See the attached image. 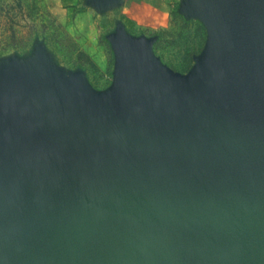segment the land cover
<instances>
[{"label": "rangeland", "instance_id": "rangeland-1", "mask_svg": "<svg viewBox=\"0 0 264 264\" xmlns=\"http://www.w3.org/2000/svg\"><path fill=\"white\" fill-rule=\"evenodd\" d=\"M9 1L24 6L22 35H28L27 24L37 27L27 47L0 56V185L6 186L17 181L6 169L15 167L21 178L58 187L53 181L71 163L76 147L68 145L78 131L97 122L111 125L122 110L141 104L138 70L156 84L187 86L219 69L230 18L264 37V0ZM182 18L208 30L188 72L170 64L179 67L183 55L200 49L202 30L190 34L189 52L171 36L165 38L168 45L159 36L172 22L182 25ZM221 191V227L215 238L201 243L192 238L200 225L198 214L182 196L163 197L149 213L143 237L131 243L136 264H249L232 242L238 228L233 218L240 205L237 191L228 185ZM17 204L22 205L17 198L0 197V264H23L21 254L8 251L14 231L5 213L12 209V218L18 217Z\"/></svg>", "mask_w": 264, "mask_h": 264}, {"label": "water", "instance_id": "water-1", "mask_svg": "<svg viewBox=\"0 0 264 264\" xmlns=\"http://www.w3.org/2000/svg\"><path fill=\"white\" fill-rule=\"evenodd\" d=\"M225 43L219 69L187 86L156 84L138 70L141 104L111 125L75 131L58 187L6 168L17 181L0 185V197L22 203L18 217L5 213L9 247L33 246L23 264H136L131 243L167 196L198 214L193 239L217 236L221 187L239 198L264 178V37L230 18Z\"/></svg>", "mask_w": 264, "mask_h": 264}, {"label": "trees", "instance_id": "trees-1", "mask_svg": "<svg viewBox=\"0 0 264 264\" xmlns=\"http://www.w3.org/2000/svg\"><path fill=\"white\" fill-rule=\"evenodd\" d=\"M24 20L25 11L21 1H18V3L15 4L9 0H0V56L9 51L27 47L29 42L33 39V32L37 25L35 23L27 24L29 27L27 34L30 36L22 35L20 33V27L22 26L21 22ZM182 22V25L172 22V28L160 30L159 36L161 37L162 42H167V45L171 43L165 41V38L171 36L173 39H176L178 44L182 45L181 50L189 52V46H187V44H190L191 42L190 34L195 35V31L202 30L200 49L192 53L190 52V54H185V56L183 55L180 59L182 63L179 67L169 63L175 70L188 72L192 69L197 55L200 54L201 49L208 40V30L204 24L195 20L187 21L182 18ZM164 46H162V48H164ZM84 54V51H80L78 53V58H82ZM88 58H90L89 55Z\"/></svg>", "mask_w": 264, "mask_h": 264}, {"label": "crops", "instance_id": "crops-1", "mask_svg": "<svg viewBox=\"0 0 264 264\" xmlns=\"http://www.w3.org/2000/svg\"><path fill=\"white\" fill-rule=\"evenodd\" d=\"M239 199L240 205L233 217L238 226L237 234L232 238V242L236 244L233 246L242 261L249 264H264V183L250 186L247 193ZM26 229L28 228L25 226L22 230ZM25 240L20 247L13 250L9 247V252H14L9 255L21 254L24 260L29 258L27 253L31 251V247L33 250V246L30 241Z\"/></svg>", "mask_w": 264, "mask_h": 264}, {"label": "bare ground", "instance_id": "bare-ground-1", "mask_svg": "<svg viewBox=\"0 0 264 264\" xmlns=\"http://www.w3.org/2000/svg\"><path fill=\"white\" fill-rule=\"evenodd\" d=\"M2 177V176H1ZM3 178H4V176H3Z\"/></svg>", "mask_w": 264, "mask_h": 264}]
</instances>
